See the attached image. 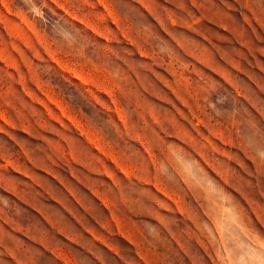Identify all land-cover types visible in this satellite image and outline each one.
I'll return each mask as SVG.
<instances>
[{
	"label": "rangeland",
	"instance_id": "1",
	"mask_svg": "<svg viewBox=\"0 0 264 264\" xmlns=\"http://www.w3.org/2000/svg\"><path fill=\"white\" fill-rule=\"evenodd\" d=\"M0 264H264V0H0Z\"/></svg>",
	"mask_w": 264,
	"mask_h": 264
}]
</instances>
